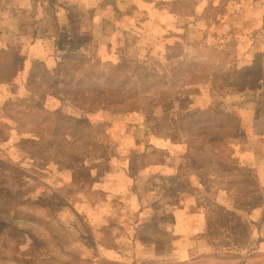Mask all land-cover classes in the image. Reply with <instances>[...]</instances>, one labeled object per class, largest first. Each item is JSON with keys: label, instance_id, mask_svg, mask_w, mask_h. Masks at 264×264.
I'll return each mask as SVG.
<instances>
[{"label": "rangeland", "instance_id": "1", "mask_svg": "<svg viewBox=\"0 0 264 264\" xmlns=\"http://www.w3.org/2000/svg\"><path fill=\"white\" fill-rule=\"evenodd\" d=\"M61 2L83 13L0 0V50L23 60L0 82V264H264V0H154L177 16L163 38L129 26L110 54L65 51ZM163 207L202 225L191 260Z\"/></svg>", "mask_w": 264, "mask_h": 264}, {"label": "crops", "instance_id": "2", "mask_svg": "<svg viewBox=\"0 0 264 264\" xmlns=\"http://www.w3.org/2000/svg\"><path fill=\"white\" fill-rule=\"evenodd\" d=\"M77 1L78 8L82 10L83 13L79 16H71L67 4L61 2L59 4L60 13L57 15L58 23L60 27V32H65L63 37L66 39L65 51H69V47L72 50H76L80 53H86L88 48V43L85 38H103L107 39L105 42H99L100 45L103 43L105 48V43H108L112 48L108 49V53L114 51L115 44L119 39H124L128 35L129 26L132 29L139 31V36L141 32L143 34H148L153 37L151 33H147L148 26L151 28L157 26L161 29V33L156 34L155 37L163 38L164 35V25L163 22H157L159 17L162 19L175 18L177 17L175 13L170 10H155L154 0L145 2L144 0H67V3H73ZM170 6H176L177 2H183L186 0H157ZM69 5V4H68ZM168 6V5H166ZM168 8V7H167ZM133 12L141 14L142 18H135ZM132 14V15H131ZM155 15V16H154ZM156 17V18H154ZM131 23V24H129ZM138 24L139 26H136ZM126 29V30H125ZM119 35V36H118ZM165 39L167 38L164 36ZM82 38V39H80ZM138 41V39H137ZM167 214H171V225L163 226L160 230L169 232L173 238L171 240V254H173V259L176 263H183L185 261L191 260V254L193 255L194 245L196 242L199 244L204 240L201 237L203 234V227L199 223L196 214L192 215L188 210L182 207L175 208H162ZM153 247V246H152ZM169 255V256H170ZM175 255V256H174ZM175 257V258H174Z\"/></svg>", "mask_w": 264, "mask_h": 264}, {"label": "trees", "instance_id": "3", "mask_svg": "<svg viewBox=\"0 0 264 264\" xmlns=\"http://www.w3.org/2000/svg\"><path fill=\"white\" fill-rule=\"evenodd\" d=\"M23 64V60L19 59V56L17 54V52H14L13 50L7 49V50H0V82L5 81L6 79L11 78L16 71L19 69L20 66H22ZM118 67V66H117ZM192 68V67H190ZM173 75L174 78L175 76H181L182 73H175V71L177 70L176 68H173ZM117 71V70H115ZM140 71H142V69H140ZM98 77L103 79V83L105 84H110L111 85V90L112 91H119L120 89H125L128 88L129 89V94L132 95L131 97H135L138 92L140 91V88H145L148 86V83H143L144 80H142L141 75H133V78L129 79V81L126 80H122V78H118V79H114V78H106L103 75H99ZM7 81V80H6ZM213 85L216 86L213 82ZM206 111L204 112H184L181 115L180 121L183 122L185 119L187 118H196L198 115L200 114H204ZM226 117V122L227 119H229V121L227 122L228 125L227 126H222L224 128H229V127H233L235 133L238 130V123H237V119L234 118L233 116H228L226 114H222ZM210 119L208 120V122H211V118H207ZM235 119V120H234ZM232 120H234V125L233 126H229L231 124V122H233ZM206 120H204L203 122H205ZM221 125V124H219ZM191 135L193 134L192 132L190 133ZM208 136V132H206V137ZM215 140L213 138L209 139V142H214ZM220 141H222V139H220Z\"/></svg>", "mask_w": 264, "mask_h": 264}]
</instances>
